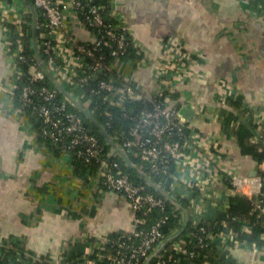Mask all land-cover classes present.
<instances>
[{
    "label": "built area",
    "instance_id": "1",
    "mask_svg": "<svg viewBox=\"0 0 264 264\" xmlns=\"http://www.w3.org/2000/svg\"><path fill=\"white\" fill-rule=\"evenodd\" d=\"M32 1L42 16L37 22L39 38L31 44L32 55H27L26 44L21 39L24 22L8 20L9 24L4 25L7 57L12 72L8 91L14 113L27 124L37 141L40 135L59 147L64 155L71 157V152L75 151L87 164L95 162L99 166L98 173L90 179L104 192L117 193L128 202L133 222L131 229L118 231L120 235L105 237L96 249L97 258L88 257L91 252L81 261L68 259L52 264H218L199 262L197 248H207L212 240L243 245L245 242L239 232L226 229L224 224H221L222 228L216 226L210 230L199 220L187 233L188 237L193 238L190 247L185 238L168 240L162 229L168 217L163 215L150 222L148 216L154 210L164 212L169 198L159 191L161 195L152 192L150 188L157 190L148 181L134 182L126 171L127 166H136L134 157L143 158L148 166L136 168L144 172V177L152 178L164 189L172 202L175 199L180 202L179 197L191 198L188 192H174L177 180L175 171L170 172L172 163L176 166L183 160L193 126L183 119L182 108L173 105V97L182 84L196 73L203 76L204 55L188 52L183 38L171 36L159 41L160 53L154 60L150 51L132 36L128 18L111 7L112 3L97 0ZM242 1L248 5L253 1V13L264 21V0ZM71 23L89 31V39L81 40L76 36L70 29ZM16 33L20 39L13 40ZM43 62L46 69L41 66ZM23 65H27V69H23ZM150 66L154 90L145 92L132 74ZM25 74L27 78L21 85L19 95L21 104L16 106V90L20 88ZM47 76L51 85L45 83ZM55 81L86 108L105 130L115 127L114 109L122 112V117L129 122L118 124L117 133L109 135L113 144L108 139L107 142L100 140L87 125L76 103L59 90ZM230 85V82H216L217 97L228 101L233 94ZM135 102L140 103L137 112L128 108ZM26 107L38 111L42 120L40 127L36 128L26 116ZM247 109L249 113L243 120L255 126L254 141L264 150V110L254 106ZM97 110L104 117L103 121L97 119ZM42 145L45 147L43 142ZM257 169L264 170V161L257 163ZM228 173L233 192L248 197L253 203L254 212L264 217L261 177L252 179L231 170ZM170 178L171 190L168 191L163 184ZM191 199L192 209L197 214L201 213L203 203ZM250 219L251 215L242 218V231H251ZM1 244L7 246L4 242ZM22 253L28 255L24 248ZM174 254L177 256L174 257ZM179 255L183 258H179ZM30 258L39 260L37 257Z\"/></svg>",
    "mask_w": 264,
    "mask_h": 264
},
{
    "label": "crops",
    "instance_id": "2",
    "mask_svg": "<svg viewBox=\"0 0 264 264\" xmlns=\"http://www.w3.org/2000/svg\"><path fill=\"white\" fill-rule=\"evenodd\" d=\"M110 3L128 18L132 36L154 60L160 53L159 41L171 36L183 38L188 52L204 55L203 76L196 73L173 97V105L181 107L183 119L193 125L184 158L176 165L174 192H188L203 203L197 214L192 199L186 198L190 208L182 206L184 224L216 220L234 197L242 196L233 192L228 170L252 179L260 175L255 157L243 152L236 133L224 126L225 117L236 114L238 105L217 97L215 85L230 82L232 96L240 95L242 108L264 110V21L253 13V1L251 5L242 0H108L106 4ZM29 13L34 43V13L27 0H0V243L24 248L28 258H47L52 264L76 253L90 254L105 237L131 229L133 222L128 202L76 175L70 155L55 156L14 113L4 25L8 20L23 23ZM71 25L81 40L89 39V31ZM132 77L145 92L154 90L151 66ZM221 224L233 229L228 222L219 228ZM219 245L236 264H264V247L220 240ZM6 264L30 263L17 257Z\"/></svg>",
    "mask_w": 264,
    "mask_h": 264
},
{
    "label": "trees",
    "instance_id": "3",
    "mask_svg": "<svg viewBox=\"0 0 264 264\" xmlns=\"http://www.w3.org/2000/svg\"><path fill=\"white\" fill-rule=\"evenodd\" d=\"M32 1V0H31ZM100 3H107L108 0H97ZM33 2V1H32ZM38 15V21L42 19L41 11H37ZM25 22L23 24V35L21 39L26 44V53L27 55H32L31 50V22H32V16L31 13L28 14V16H25ZM20 39L19 34H15L13 36V40ZM135 54L132 53V56ZM23 69H27V65L22 66ZM26 72V71H25ZM27 74L21 79V82L19 84L20 88L16 90V100L15 105L19 106L21 103L19 101V95L21 93V85L26 81ZM49 76H47V79L45 82L46 84H50L49 82ZM61 97V96H60ZM59 97V98H60ZM231 100H235L236 105H238L239 110L236 114L229 113L225 119H224V126L230 130H233L236 135L238 136V139L241 143L243 152L251 154L255 157L257 162H263L264 161V150L260 149V145L254 141V125L248 121L243 120L248 112L247 108H242L243 101L238 96H231L229 97ZM140 107V103H132L131 105H128V108L133 109L134 111H138ZM26 116L29 117L33 122L34 126L36 128L41 126L42 120L41 116L38 113L37 110H35L33 107H26L25 108ZM115 117H114V126L113 128H107L106 133L108 135H115L117 133L116 126L118 124H127L129 121L122 117V112L119 109H114ZM81 115L84 117L86 123L88 126H90L91 130L100 138L102 142H107V136L103 132L100 131L99 127L92 123V121L84 115V113L81 112ZM96 117L99 121H103L104 117L99 113V110L96 111ZM242 118V119H241ZM39 141L43 142L48 150H50L55 156H60L62 154L61 149L59 147H56L53 145L50 140L43 138L42 136L38 135ZM71 162L74 167V172L79 177H82L86 179L87 181H92L90 177L96 176L98 173L99 166L95 163H89L87 164L84 162L81 158L75 154V151L71 152ZM133 162L136 166H127L126 171L130 174L132 180L136 183H146V179L144 177V172H139L136 167L141 166H148V163L143 158H137L134 157ZM176 170V166L174 163H172L170 167V172L174 173ZM148 172L149 171H145ZM258 174L263 179V193H264V170L259 169ZM154 178L159 181V178ZM171 181L172 178H170L166 183H164V188L168 191L171 190ZM152 192L161 195L158 191H155L153 188H150ZM178 200L180 201V204L183 207L190 208L189 201L186 198L179 197ZM183 207H179L178 205L174 204L172 200L167 199L166 200V209L164 212H161L160 210H154L150 215L148 216L150 219V222H154L156 219H158L160 216L166 215L168 219L166 220L165 224H163V231L167 235V237L178 233V239L185 238L188 247H190L193 243V238L188 237V232L191 231L193 228L192 226L188 224L183 223L184 219V209ZM242 215H251L250 223L252 225L251 233H247L242 231ZM223 221L228 222L234 230L240 233V238L243 242H246L250 245H253L255 248H263L264 247V217L258 216L257 212H254L253 203L252 201L246 197V196H236L231 200V203L229 207L225 210L219 213L216 220H213L209 223L202 221L203 224H206L210 230H214L217 226L219 228L220 223ZM151 224V223H150ZM148 224V225H150ZM147 225V226H148ZM216 227V228H217ZM179 230V231H178ZM121 232H114L111 233L109 236L114 237L120 235ZM22 249H15L11 246H4L0 243V264H6L11 258H22L23 260H28L30 264H51L47 258H42L41 260H29L25 254L22 253ZM197 251L199 252L198 261L204 262L209 261L212 263H218V264H236L230 257L227 255L226 252L222 251L219 245V240H212L210 242V245L205 248H197ZM97 250H94L90 257L91 259L97 258L96 256ZM87 254L83 255L82 253H76L71 256L72 260L81 261ZM177 254H174V257H176ZM179 258H183L181 255L178 256ZM8 258L7 261L4 259ZM151 264H154L153 262ZM183 264V263H182Z\"/></svg>",
    "mask_w": 264,
    "mask_h": 264
},
{
    "label": "water",
    "instance_id": "4",
    "mask_svg": "<svg viewBox=\"0 0 264 264\" xmlns=\"http://www.w3.org/2000/svg\"><path fill=\"white\" fill-rule=\"evenodd\" d=\"M27 2L29 3V5H30V7H31V9H32V12L34 13V16H33V17H34L33 26H34L35 41H37V36H38V34H39V29H38V27H37V11H38V9L34 6V3H33L31 0H27ZM36 51H37L36 53H37V55L39 56V58H41V56L39 55V51H38V49H36ZM41 66H42L44 69H46V64H45V62H43V63L41 64ZM55 85L59 88V90H60L62 93L66 94V95H67L72 101H74V102L76 103V105L78 106V108H79V109L85 114V116L88 117V118H89L94 124H96V125L99 127L100 131L103 132L104 134H106L107 139L113 144L112 140L110 139V136L106 133V130H105V129L99 124V122L96 120V118H95L94 116H92V115L88 112V110H87L86 108H84L79 102H77V101H75L73 98H71L70 95H69V93H67V92L65 91L64 87H63L59 82L55 81ZM182 115H183V114H182ZM186 115L188 116V111H187ZM251 174L256 176L257 172H252ZM145 179H146V181H148L150 184H152V185L155 187V189H156L157 191H159V192H161L162 194H164L167 198H169V199L171 198L170 195H169L164 189L160 188V187H159V186H158V185L152 180V178H150V177H148V176H145ZM173 202H174L175 204H177L179 207L182 208V205H181L180 202H178L176 199L173 200ZM184 215H185V212H184ZM177 236H178V233L173 234V235L169 236L168 240H171V239H173V238H175V237H177Z\"/></svg>",
    "mask_w": 264,
    "mask_h": 264
}]
</instances>
